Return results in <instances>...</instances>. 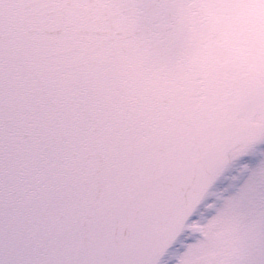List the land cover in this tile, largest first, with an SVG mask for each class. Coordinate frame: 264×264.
<instances>
[{
    "label": "snow or ice",
    "instance_id": "obj_1",
    "mask_svg": "<svg viewBox=\"0 0 264 264\" xmlns=\"http://www.w3.org/2000/svg\"><path fill=\"white\" fill-rule=\"evenodd\" d=\"M180 2L0 0V264H175L173 178L225 104L177 102Z\"/></svg>",
    "mask_w": 264,
    "mask_h": 264
},
{
    "label": "rangeland",
    "instance_id": "obj_2",
    "mask_svg": "<svg viewBox=\"0 0 264 264\" xmlns=\"http://www.w3.org/2000/svg\"><path fill=\"white\" fill-rule=\"evenodd\" d=\"M255 153L253 147L246 154ZM263 189L264 154L251 165L248 180L228 190L202 224V234L182 247L175 264H264Z\"/></svg>",
    "mask_w": 264,
    "mask_h": 264
},
{
    "label": "water",
    "instance_id": "obj_3",
    "mask_svg": "<svg viewBox=\"0 0 264 264\" xmlns=\"http://www.w3.org/2000/svg\"><path fill=\"white\" fill-rule=\"evenodd\" d=\"M202 5L199 3V12L200 17L197 16V19L195 20L196 23L198 21L200 23H204V19H206V23L210 24L209 30L207 33L206 26H203L204 31L207 33L205 40L203 42V47L208 51L209 53V47H210V39L209 35L210 28L215 25L214 18L210 15V18L206 14L205 6L202 7ZM187 6V4H186ZM185 5H182V16L187 15V9ZM188 7V6H187ZM176 17L178 18L179 11L176 9L175 13ZM209 34V35H208ZM192 38H194L192 35H188L186 39H183L182 43H180V61L183 65H185L195 76L196 78V84L199 86L202 95L204 99H197L196 102L200 103L203 102L204 104H210L217 100L225 101V104L220 108L218 113H221V119L218 120L219 115L217 114L215 118V129H216V139L214 143L212 144L211 148L206 150L204 152V156L202 158L203 163V169L207 171L208 175V181L212 180V178L215 177L209 176L211 164L216 165L219 168H221L224 164L226 152L231 148L232 146L228 143L231 141L225 140L222 136H220V128L224 126L227 122V117L234 120V125L232 127V132H238L239 130H246L245 126H241L237 123V121L234 118L233 114H230L231 108H238L242 105L238 95H234V97L229 100V94L230 90L226 86L225 79H218L222 72V67L214 62L210 63L207 60L208 55L206 53H200V51H196L195 47L192 45ZM210 55V53H209Z\"/></svg>",
    "mask_w": 264,
    "mask_h": 264
},
{
    "label": "flooded vegetation",
    "instance_id": "obj_4",
    "mask_svg": "<svg viewBox=\"0 0 264 264\" xmlns=\"http://www.w3.org/2000/svg\"><path fill=\"white\" fill-rule=\"evenodd\" d=\"M210 2H211V4H213V5H217V4H219V2H220V0H209ZM232 1H235V0H232ZM262 1H264V0H262ZM244 2L246 3V4H252V2L250 1V0H244ZM248 8H250V9H254L253 7H250V6H248ZM222 17H226V14H222ZM226 20V19H225ZM236 27H235V31H234V33H235V40H236ZM223 34H222V37L224 38V39H226V38H229L230 36H233L234 35V33L233 32H229L227 29H223ZM258 61L259 62H263L264 61V55H261V56H259V58H258ZM259 62H256L255 61V63L256 64H258V65H261Z\"/></svg>",
    "mask_w": 264,
    "mask_h": 264
}]
</instances>
